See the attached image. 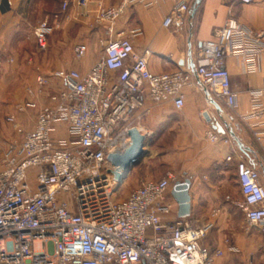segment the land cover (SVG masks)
Wrapping results in <instances>:
<instances>
[{
    "label": "built area",
    "instance_id": "2783aa9c",
    "mask_svg": "<svg viewBox=\"0 0 264 264\" xmlns=\"http://www.w3.org/2000/svg\"><path fill=\"white\" fill-rule=\"evenodd\" d=\"M90 1L77 0V5L85 8ZM163 1L120 0L114 6H99L95 22L107 27L106 37L90 70L54 73L61 86L43 103L40 98L50 79L38 73L35 87L27 89V101L16 106V113L37 110L38 115L35 127L3 153L0 264H214L215 258L223 255L202 243L212 223L194 227L186 218H170L177 207L171 189L175 182L186 179L184 174L168 172L159 180L142 181L126 199L115 200L120 183L109 171L112 167L107 156L126 146L128 129H121V124L139 110L142 115L149 114L146 99L154 104L171 101L176 110H182L187 91L196 85L191 70L151 72L145 54L134 47L142 29L115 31L130 8L152 9ZM170 2L165 28L183 20L190 11L186 0ZM54 29L48 19L38 22L34 29L38 52L47 49ZM87 53L84 43L73 48L77 61ZM263 55L264 31L230 17L199 49L195 65L198 89L207 90L209 98L226 108L236 109L238 94L231 87L227 60L237 59L245 74H253L259 71ZM249 97V109L242 120L260 147L264 163V89L251 90ZM8 121L23 133L14 114ZM63 133L66 136L62 137ZM205 138L235 149L229 136L213 129L205 132ZM226 162L235 164L243 196L235 206L250 228L260 229L264 253L261 169L235 153L229 154ZM218 214L219 210H214L212 218Z\"/></svg>",
    "mask_w": 264,
    "mask_h": 264
},
{
    "label": "crops",
    "instance_id": "0c3cea01",
    "mask_svg": "<svg viewBox=\"0 0 264 264\" xmlns=\"http://www.w3.org/2000/svg\"><path fill=\"white\" fill-rule=\"evenodd\" d=\"M46 1L51 2L50 7L44 3ZM186 1L191 8L195 0ZM119 2L120 0H91L87 7L80 8L77 0H2L0 118L3 112L12 107L10 103L14 101L13 98H17L23 89L22 82L34 79L31 61L21 60L22 52L18 45L24 29L33 28V23L27 20L31 17L30 9L33 6L40 13L36 18L39 20L44 16L49 19L57 34L53 56L54 72L74 69L86 73L99 58L93 52L96 42H101L106 37L107 27L95 22L97 10L101 5L110 7ZM64 3H67L66 9L63 8ZM170 11V0H164L152 9L134 6L115 27L118 32L142 29L143 34L134 40V47L138 53L145 54L149 69L155 74L180 69L191 70V60L196 65L202 43L212 39L215 32L223 27L230 17L253 30L264 31V0H252L249 4L240 0H203L193 20L190 19L189 12L183 20L165 28L163 21ZM78 43H84L88 47L87 56L81 61L75 60L73 54V48ZM226 67L231 77L232 90L238 94V107L230 110L218 102L223 109L221 118L215 108L207 102L205 92L198 89L200 82L194 76L196 85L187 91L182 110H176L171 101L154 104L146 99L145 107L150 109V113L142 115V110H139L121 124V129L128 131L137 127L147 137V144H151L149 150L152 155L147 156L139 166L127 174L120 188L126 186L128 191L132 192L142 181L159 180L168 172L184 174L185 178L191 180V214L186 220L194 227L213 224L202 243L211 251L223 252L221 257L215 258L214 264H264L261 231L257 227L250 228L244 214H240L236 208L235 202L242 201L243 196L237 184L235 164L226 162L227 156L235 153L248 164L261 169L262 151L252 138L242 116L249 109V92L264 89V55L259 71L253 74H245L240 62L234 58L227 60ZM51 86L57 87L56 92L61 82L55 78ZM205 112L216 118L220 124L225 122L234 129L244 144L255 152L251 158L256 165L246 158L236 145L233 151L223 143L208 142L205 132L212 127L203 117ZM37 115V110L18 114L17 122L20 126L24 125L32 130ZM9 117L10 115L7 116L6 122L12 126V123L7 121ZM61 136L66 135L63 133ZM129 142L130 138L126 139V146H122L119 152L124 151ZM158 142L162 145L161 152L152 146ZM146 148L147 146L145 150ZM155 164L159 167L156 173L147 171L150 165ZM227 167L233 168V174L226 170ZM177 209L176 207L171 214V219L177 218ZM214 210H219V214L212 218ZM225 240H228V243Z\"/></svg>",
    "mask_w": 264,
    "mask_h": 264
},
{
    "label": "rangeland",
    "instance_id": "374dc122",
    "mask_svg": "<svg viewBox=\"0 0 264 264\" xmlns=\"http://www.w3.org/2000/svg\"><path fill=\"white\" fill-rule=\"evenodd\" d=\"M44 3L48 4L47 5L48 7H50V5H51L50 1H46ZM56 3H59V2H56ZM30 14H31V17L28 18L27 20L30 23H33V28H30L29 30L24 29L22 36L20 37L21 40L18 41V45L20 46V49H21L20 51L22 52V55H20L21 60L31 61V68L34 71V79L32 81L26 80V81L22 82L23 83V89L19 92V95L17 96V98H13L14 101H12L10 103V105L12 107L1 114V118H0V169L2 168L3 153H4L5 149L7 148V146L13 142L21 141L23 138V134L28 132V130H30L27 127H25L24 125H21L22 126L21 127L18 124L17 119H18V114H24L26 112L28 113L31 110H27L26 112H23V113H21V112L14 113V115L16 116V123L21 128L23 133H19L18 128L15 127V124L12 123V126L9 125L6 122V118L8 115L11 116L13 114V111L15 112V108L18 104H22V103L27 101V99H28L27 89L33 87V85L35 84L34 80L36 78V75L38 73H41L45 76H48L50 79V83L47 86V88L45 89L44 96L40 98V101H41L40 103H43L47 99V96L49 94H53L55 92V90L57 89V87L52 88V86H51L52 83H54V81H55V78H53V74L55 73L54 72L55 71L54 70L55 65L53 64V56H54V50L56 48L55 46L57 44L55 42L57 39L56 31L54 29V31L51 32V34L48 38L47 49L43 52H38L37 47H36V43H35V38H34V29H35L36 25L38 24V22L45 20V17L43 16L42 18H40L38 20L36 18L37 17L36 15L40 16V13H38L37 8L36 7L34 8V6L30 9ZM43 14H41V15H43ZM49 23L51 24L50 20H49ZM93 52L96 55V57L100 56V53H101V42L100 41L96 42V46H95ZM63 53H64V51H63ZM74 59H75V57H74ZM34 112H36V111H34ZM7 121H8V119H7ZM157 140H155V141L153 140V142H157ZM149 145H151V144H149V143L147 144L146 150L148 151V153H149L148 156L150 157V155H152V151L149 150ZM152 146L155 149L158 148L159 152H161L160 150H161L162 145L160 142L154 143V144H152ZM158 170H159V167H158V165L155 164V165H150L147 171H149L150 173H156ZM226 170L230 171L231 174H233V171H234L233 168L227 167ZM129 194H130V191H128V187L123 186L121 188H118V190L116 191L115 200H117V201L124 200L128 197ZM241 213L242 212L240 211V214Z\"/></svg>",
    "mask_w": 264,
    "mask_h": 264
},
{
    "label": "water",
    "instance_id": "95a60500",
    "mask_svg": "<svg viewBox=\"0 0 264 264\" xmlns=\"http://www.w3.org/2000/svg\"><path fill=\"white\" fill-rule=\"evenodd\" d=\"M203 0H195L190 8V19L193 20L198 7ZM189 56L191 58V50H189ZM183 63V62H182ZM190 68L196 76L195 64L191 60ZM206 98L209 100V104L215 108L219 117L223 116V109L215 100L209 98V92L205 90ZM203 117L207 123L210 124L213 130L221 135H228L237 146L238 150L249 160H252V155L255 152L240 139L235 133L234 129L229 127L225 122L220 124L218 120L212 117L208 112L203 114ZM130 142L128 147L122 152H112L107 156V161L111 165L110 173L121 184L126 178L127 174L135 167L139 166L143 160L149 155L145 150L147 146V137L141 133L137 127H133L128 131ZM254 165H256L253 162ZM261 173L264 180V163H260ZM191 180L189 178L183 181H177L174 183L171 189V196L177 204V217L188 218L191 214V196H190Z\"/></svg>",
    "mask_w": 264,
    "mask_h": 264
}]
</instances>
